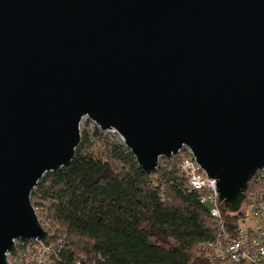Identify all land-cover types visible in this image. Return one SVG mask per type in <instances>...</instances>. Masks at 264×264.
<instances>
[{"label": "water", "instance_id": "obj_1", "mask_svg": "<svg viewBox=\"0 0 264 264\" xmlns=\"http://www.w3.org/2000/svg\"><path fill=\"white\" fill-rule=\"evenodd\" d=\"M87 116L147 174L189 148L240 211L264 169V0H0V264Z\"/></svg>", "mask_w": 264, "mask_h": 264}, {"label": "trees", "instance_id": "obj_2", "mask_svg": "<svg viewBox=\"0 0 264 264\" xmlns=\"http://www.w3.org/2000/svg\"><path fill=\"white\" fill-rule=\"evenodd\" d=\"M95 136L99 147L84 129L70 165L47 172L32 192L58 226L50 241H64L54 264H211L199 243L215 226L178 168L186 149L149 175L124 142L99 127ZM223 214L231 224L243 215Z\"/></svg>", "mask_w": 264, "mask_h": 264}, {"label": "built area", "instance_id": "obj_3", "mask_svg": "<svg viewBox=\"0 0 264 264\" xmlns=\"http://www.w3.org/2000/svg\"><path fill=\"white\" fill-rule=\"evenodd\" d=\"M107 132L119 134L115 129ZM184 148L186 153L178 168L188 188L196 192L200 203L207 207L215 226L214 234L199 243L202 249L210 250L211 264H264V169L258 170L251 179V188L246 191L240 209L243 215L231 224L223 214L224 205L218 199L216 179L208 177L192 151ZM33 206L42 226L49 232V239L45 242L16 240V253H8L10 264H54L64 246L60 238L50 241L58 226L52 223L44 204L37 202ZM238 212L230 211L233 215ZM77 264L85 263L78 261Z\"/></svg>", "mask_w": 264, "mask_h": 264}, {"label": "rangeland", "instance_id": "obj_4", "mask_svg": "<svg viewBox=\"0 0 264 264\" xmlns=\"http://www.w3.org/2000/svg\"><path fill=\"white\" fill-rule=\"evenodd\" d=\"M96 127H98L96 125V123L92 120H90L87 116H85L82 121H81V124H80V129H81V134L82 132L84 131V129H87L88 132H89V137H90V141L93 142L97 147H99L100 143L99 142H96V136H95V129ZM108 135L109 137L112 138L113 141H117V142H123V139L122 137L120 136V134H117V133H114V132H108ZM166 159L165 157H162L161 158V161H160V165H166L165 163V160ZM162 171V170H161ZM163 175V173H159V175H156L154 176V178H161ZM32 196V194H31Z\"/></svg>", "mask_w": 264, "mask_h": 264}]
</instances>
